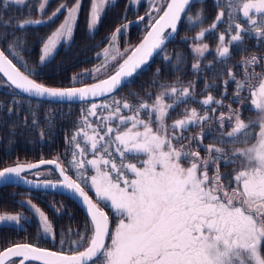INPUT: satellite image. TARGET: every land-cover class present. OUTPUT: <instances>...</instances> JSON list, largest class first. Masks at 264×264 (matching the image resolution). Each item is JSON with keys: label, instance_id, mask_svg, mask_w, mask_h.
Here are the masks:
<instances>
[{"label": "snow or ice", "instance_id": "1", "mask_svg": "<svg viewBox=\"0 0 264 264\" xmlns=\"http://www.w3.org/2000/svg\"><path fill=\"white\" fill-rule=\"evenodd\" d=\"M109 2L91 0L88 22L90 32L99 24ZM199 2L203 3V0ZM214 2L219 7L221 0ZM24 3L25 0H0V8ZM47 3L48 0H43L39 5L41 14ZM151 3L155 8V0H151ZM192 3L193 0H170L163 15L150 22L151 30L144 39L131 49L132 54L123 59L113 75L98 83L65 88L52 87L32 78L39 75V70L29 68L27 62L23 61L17 49L22 48L25 42L14 33L7 47L0 48V72L7 77L11 86L29 97L49 98L56 102H84L90 97L114 94L125 82H131V78L148 64L154 53L164 50L166 42L177 33L182 18L186 17L192 27L203 23V9L195 17L187 14ZM224 5L220 7L212 24L208 28H201L192 38L197 43L191 46V51L199 58H203L209 51V45L202 41L206 34L214 32L218 23L223 21L225 8L228 15L226 31L229 35L226 41L225 33H219L215 53L220 61L227 62L231 56L230 48L242 45L245 34H254L258 42L264 39V0H224ZM80 9L81 0H75L71 7L62 3L47 20L26 19L15 25L23 30L29 25L51 23L62 11L67 12L64 21L43 41L38 58L40 65H46L58 46L72 38ZM155 10L160 11L159 8ZM237 13L246 19L248 27L233 23ZM143 19L140 17L139 21ZM0 24L5 28L12 26L10 21L2 19V13ZM128 27L125 24L115 29L109 38V47L103 49L106 62L94 69V72L99 73L106 68L109 57L115 61L129 51L125 49L121 53L116 46L118 35ZM233 29L235 34H232ZM7 35L6 32L0 33V42L5 41ZM10 55L20 61L26 71H21L9 58ZM163 59L171 63L169 56L165 55ZM261 59L264 57L252 56L241 61L245 69L242 80L236 79L230 69L228 71L229 80L236 84L234 102H242V92L250 93V103L258 112L256 120L245 122L240 111L233 110L231 105L226 106L229 109L227 115L221 112L216 116L217 108L211 106L215 104L224 107L223 100L209 94L203 100L195 101L193 83L181 87L176 86L179 81L171 85L159 84L162 91L152 103L147 100H141L137 105L127 100L123 103L113 100L112 104L91 103L88 115L82 118L83 125L91 130V134L81 127L72 136L78 151H73L69 164L75 170L76 179L67 175L57 160H41L39 164L26 165L17 163L0 170V183L22 181L32 185L34 182L25 179L23 173L39 169L40 165H56L63 179L56 183L44 181L43 187H63L78 194L87 206L92 223L90 238L81 235L79 240L71 242L80 248L87 240V247L82 251L66 255L62 251L53 252L32 243H15L0 251V264H16L15 258H19V264H264V73L255 72V66ZM182 62L183 57L177 54V71ZM192 67L194 72L200 71L199 60ZM207 67L211 68L212 65ZM249 68H252L251 72L247 71ZM159 72L157 69V75ZM254 79L258 83H250ZM72 80L76 82L77 77L73 76ZM229 80L225 81V85ZM209 87L214 85L206 83L205 89ZM146 95L151 98V93ZM166 99L172 103H166ZM190 100L200 103L204 114L201 115L196 108H186L182 118L167 124L170 112ZM97 109L106 111L107 115L98 116ZM122 110H127L129 114L124 115ZM8 111L11 113L12 109ZM90 116L97 117L95 125L90 122ZM209 121H215L220 126L217 144H241L243 147L226 151L217 144L204 145L203 139L210 133L203 131V128ZM225 121L231 127L226 133L223 131ZM190 127H200L202 131L195 136H185L184 133ZM257 127L259 131H254ZM81 136L85 145H90L87 150L77 142ZM185 140L189 142L188 145L181 143ZM193 142L204 148L207 156L202 157L199 150H186ZM89 154L92 159L86 158ZM77 156L81 158L77 159ZM141 156L146 159H140ZM129 157L135 158L136 163L126 162ZM221 161L225 166L238 165L239 170H234L229 178L220 172ZM88 166L94 172L91 176L87 174ZM210 167H214L211 176ZM82 184L90 186L98 201L105 202L118 218L111 232L108 214L93 201ZM35 185L41 186L38 181ZM23 203H27L38 214L39 230L44 238L54 242L53 226L46 214L31 201ZM21 219L27 221L28 218L22 213L0 215V222H14V226L24 230L19 223ZM106 238H110L109 244L105 243ZM60 243L63 245L65 241L61 239Z\"/></svg>", "mask_w": 264, "mask_h": 264}, {"label": "trees", "instance_id": "2", "mask_svg": "<svg viewBox=\"0 0 264 264\" xmlns=\"http://www.w3.org/2000/svg\"><path fill=\"white\" fill-rule=\"evenodd\" d=\"M206 17V16H205ZM228 26V18H225V21L221 24L218 23L217 28L211 34H206L205 38L211 40H217L219 33H225L226 41L228 39V33L226 31ZM246 36V34H245ZM166 49L162 52V55H167L169 52ZM174 51L173 54L177 55L180 54L183 57V62L178 66L179 70H176V56L174 60H171V63L166 61L168 64L167 66H163L160 70H164L165 73L159 72L157 75L156 70H154V66L162 64H166L162 60L155 61L152 60L149 62L148 65L144 66V68L133 78H131V82H125L121 87H119L114 94H109L107 96L87 100L84 102H56L47 99L29 97L25 94L18 92L12 86L5 84L6 86L11 88V97L10 103L8 104V100L5 98L3 92H0V168L13 163L17 160H26L25 157H39L43 156L45 158H49L50 156H56V159L62 162V165L65 170L71 175L76 177L74 168L69 164V161L73 158V151H78L75 149V143L72 141V136L81 128L84 127L85 131H88L91 134V130L85 127L82 123V118L88 115V110L91 107V103H108L112 104L113 100H118L123 103L124 100H127L132 105H137L141 100H147L149 103L154 101V96L151 94V102L149 101V96L144 95V90H150L149 87L156 90V92L162 91L159 85L154 86L153 81H157L156 84H173L177 81L179 83L176 84L177 87H181V80L187 74V68L189 65V59L186 57L188 54L187 52L189 49L185 50L181 44L173 45ZM237 48V52L241 51L243 53L245 49L244 43ZM95 47H82L80 51H76V47L74 50H71L72 53L75 54L74 60H67V56L72 54L70 49H65L62 51V55L58 57L54 61L48 62L46 65H39L41 66L38 68L42 72L41 75L33 76L36 79H43L42 75H49V74H58V78L55 80V83H50L53 85L59 86H66L71 85V75L72 72L75 71L72 69L76 65H80L85 60H79L82 56L85 55L86 51H94ZM69 52V53H68ZM68 54V55H67ZM159 60V59H158ZM229 60L227 62H222L218 58L215 60H211V62H206L203 66H201V70L206 72L207 76L210 80H213V83H208L209 85H214L213 90L207 88L205 91H211L214 93V98L218 100H223V103L227 102L225 96V91H221V88L226 90L225 81L229 80L228 78V68H229ZM31 64V63H29ZM153 64H155L153 66ZM212 65L211 68L207 67L208 65ZM17 65L21 68L22 71H26L25 68L22 67L21 63H17ZM37 65V63H36ZM202 65V64H201ZM29 68H37L30 66ZM235 70H238L239 67L236 65ZM27 73V72H26ZM0 78L4 80V78L0 75ZM177 81L174 82L175 79ZM225 80V81H224ZM224 81V82H222ZM191 83V82H190ZM3 85V89L4 86ZM1 88V89H2ZM125 89V90H124ZM135 93L136 95H133ZM149 93V91L147 92ZM199 93V92H198ZM202 93V92H201ZM227 93V92H226ZM15 94V95H13ZM207 96V95H206ZM204 96H195V101L203 100ZM4 99V100H3ZM244 100V98L242 99ZM13 101H18V103H13ZM226 101V102H225ZM166 103H172L170 99H166ZM185 103H181L182 105ZM242 110L245 109V105L242 101ZM213 104L211 107L216 108L217 106ZM11 106V107H10ZM184 107V106H183ZM183 107H177V112H179V116L176 119H180V111H184ZM12 108V112L9 113L8 109ZM196 108L201 115L204 114L203 106L198 102L189 101L187 105V109ZM124 115H128L127 110H122ZM211 115V113H209ZM97 115H107V112H102L101 109H97ZM216 115V113H215ZM141 116L147 119V116L144 113H141ZM175 119V120H176ZM90 122L95 125L97 123V117L90 116ZM35 121V123H34ZM210 125V127H209ZM208 131H211L209 135V143L216 142V137L219 136L216 134V130H220V127L214 123V121L207 122ZM201 129L200 127H190L188 133H192L190 136L196 135V130ZM255 131V130H254ZM43 133V135H41ZM212 138V139H211ZM42 141V142H41ZM77 142L80 143L82 148L86 150L90 148V145H85L83 137H78ZM208 143V142H207ZM192 144L196 145L195 142ZM220 147H223L226 151L236 147H243L241 144H217ZM58 153V154H55ZM81 157L77 156V159ZM87 159H92V155L89 154ZM142 158V156L140 157ZM146 159V158H145ZM119 163V160H117ZM126 162L136 163V159L133 157H129ZM139 166V165H138ZM46 167V166H45ZM88 171V176L93 175L94 172L90 170ZM229 174V172H228ZM23 191H28L24 190ZM7 192V195H4ZM36 192L35 195L30 193L32 200L34 202H41L40 201V194L41 192ZM46 193V192H44ZM50 194V193H48ZM18 192L17 188L12 187H3L0 188V209H11L14 210L18 203ZM63 197L62 194H59ZM17 197V198H16ZM79 210V209H78ZM29 217L31 219L26 223V227L24 230H20L18 227L15 226H8L2 225L0 226V249L3 247L10 245L12 243L21 242V241H30L32 243L39 242V228L38 223L34 217V215L30 212V210H26ZM78 215V214H77ZM69 219V217H68ZM79 222H82L81 232H74L72 227L75 225L71 220H68L69 223H66L65 220L60 219L59 226L56 224V231L63 238L64 235L69 234L71 236V242L77 241L80 239V236H86L87 229V221H85V217L80 210V216L77 218ZM82 219V220H81ZM58 220V219H57ZM59 222V220H58ZM71 229V231H69ZM79 233L80 235H77ZM64 243L61 245L64 248H68L70 250H77L79 248L72 243ZM84 244V243H83Z\"/></svg>", "mask_w": 264, "mask_h": 264}, {"label": "flooded vegetation", "instance_id": "3", "mask_svg": "<svg viewBox=\"0 0 264 264\" xmlns=\"http://www.w3.org/2000/svg\"><path fill=\"white\" fill-rule=\"evenodd\" d=\"M206 1L209 2L210 0H203V2H206ZM212 1L214 4V7H209L208 6L209 4H207V2H206V3H204V6L202 8H200V5L202 3L199 2V0H193L192 4L196 3V6L194 7V10L193 9L189 10V11L192 10V14L187 13L188 15L195 17L196 14L200 11V9H203V16L205 18L203 23L205 22V24L203 25V23H202V25H203L202 28H208L212 24V22L215 20V17L217 15L218 11L220 10V7L225 6L224 1H222L220 3L219 7L216 5L214 0H212ZM42 2H43V0H25V3L22 5L9 4V6L7 8H0V13H2V19L4 21H10V23L12 25L11 27L5 28L2 24H0V33H4V32L8 33L6 40L0 42V48H6L7 47V43L13 39L12 34L14 33L16 37L22 38L25 42L23 47L18 48L17 51L20 53V56L23 57V61H26V62L31 63V64H34V63L38 64V58H39V55L41 54V47H42L43 41L46 39V37L48 35H50L64 21L65 17L67 16V12L62 11L60 14H58V16L55 18V20L51 23H45V24H40V25H29V26H26V28L23 30L15 27V25L19 22L26 20V19H33V20L44 19V20H47V17L50 16L52 14V12L55 11L56 8L59 7L62 3H66L68 5V7H71L75 3V0H48L46 9L43 12V14H41V12L39 11V5ZM191 5H190V8H191ZM165 6H166V4H165ZM165 6L163 7V9L165 8ZM160 7H161V4L158 2V0H155V8L160 9ZM90 8H91V0H81V9H80L79 13L77 14V19H76L74 26H73L72 38L67 42H62L58 46V48L56 49V51H55L53 57L50 59V61H54L58 57H60L62 55V51L65 49L69 48L70 49L69 52L72 53L71 50H74L75 47L77 49L76 51H80V49L82 47H89L90 48V46L95 47V49H94L95 53L100 54L99 56L97 55L96 60L104 59L105 56L103 55V49L109 47V45H110V39L109 38L114 33V31L117 27H119L121 25H125V24H128L129 27L124 29V31L120 35H118L117 41H116V46L118 47L119 51L122 52V49H123L122 47H123L124 43L126 42V43H128L126 47H130V48H128V50L130 51L133 47H135L140 42V40L142 39L144 34L149 29L150 22H154L155 19L157 18L156 15L158 14V12L152 6L151 0H110L109 4L106 6V8L102 14V17L100 19L99 24L97 25V27L93 31L90 32L89 28H88ZM212 11H214L215 17H213L211 19ZM140 17H144V19L142 21H139ZM225 18H228L226 8H225V17L223 18V21L220 22L219 24L223 23L225 21ZM137 21H139V22H137ZM233 23H240V24L244 25V27H248L247 21L245 18H243L241 13L236 14V18L234 19ZM200 26H201V24H198L195 27H192L188 24L186 17L182 18V21L178 25L177 33L174 34V37L172 39H170L168 42H166V44H168L167 46H169V44H171L170 48L167 49V51L169 52V54H167V56L170 55L171 60H174V57L176 56L173 54V51L175 49V48H173V45L181 44L185 50L189 49L188 46L186 45V42L188 41V39L187 40L181 39L182 37L180 38V35H182V34L187 35V36L192 35V38H193L200 31V29H199V31L196 30ZM166 31H169V30H166ZM181 32H182V34H181ZM232 34H235V29H233ZM176 36H178V37H176ZM244 45H245V49H244L242 54H244L246 56V59H249L252 56L261 57L260 53L264 52V39H262L258 42L257 39L255 38L254 34L252 36H249L248 34H246L245 39H244ZM165 49H166V47H164V50ZM236 50H237V48H235V46H232L230 48L231 56L229 58L230 60H229V68H228V71L230 69L235 74V76H236V73H239L241 71L240 68L242 67V64L239 63L238 60L236 61V59L238 57L237 53H241V51L237 52ZM94 51H90V50L86 51L85 55L82 56L79 60L82 59V60H85L88 62L93 61L94 60V54H95V53H93ZM163 51L156 53L153 56V58L151 59V61L152 60H157V61L162 60L163 57L165 56L164 54L162 55ZM6 54H8V53L6 52ZM233 55H235V56L233 57ZM75 57H77V56H75V54L72 53V54L68 55L66 58H67V60L71 61V60H74ZM186 57L190 58V53ZM9 58L12 59L16 65H17V63H21L20 61H18L16 58L12 57L11 55L9 56ZM260 63H261V60H260ZM236 65L239 67L238 70H235V68H234ZM260 66H261V64H260ZM260 66H258V65L255 66L256 67V70H255L256 73L261 72V69L259 68ZM70 78L72 79V75ZM222 82H224V81H222ZM66 86H68V85H66ZM232 87H236V84L234 83L231 86V89H232ZM228 89L231 90L229 88V86H228ZM4 91H5V93H7V96L5 98L9 101L10 100L9 95L11 93V88L10 87H7V88L4 87ZM221 91L223 92V91H225V89L221 88ZM234 92H235V90L232 89V93H234ZM246 96H247V94H246ZM233 97H234L233 94L229 96V98H233ZM223 104L225 106L224 107H218L217 106L216 107L217 110L221 109V108H226L227 104L226 103H223ZM187 105H188V103H185V104H183L184 107L183 106L182 107L184 109H186ZM245 108L246 109L248 108L251 111V113L253 111H255L250 102L245 104ZM182 112H184V111H182ZM223 113H225L226 115L228 114V112H223ZM241 118L245 120L248 117L241 115ZM249 120H252V119L248 118L247 121H249ZM247 121H245V122H247ZM214 123L217 125V127L219 126L215 121H214ZM227 129H231V127H230L228 121H225V125L223 128L224 131L226 130L225 133L228 132ZM255 131H258V127L255 128ZM187 134H188V131H186L184 133V135H187ZM142 158L145 159L144 156H142ZM220 164H224V163L221 161ZM25 174L28 176L27 173H25ZM34 176H35V174H33L32 177H34ZM71 176L74 178L73 175H71ZM89 176H91V175H89ZM39 178L44 179V177L43 178L39 177ZM45 179H50V177L48 178V176H47ZM74 179H76V177ZM81 186L84 187V190L88 193V195L90 197H92V199L95 202L98 203V206L108 214L109 224H110L109 225L110 232L112 230H114L117 223H118V218L116 217L114 212L110 209V207L106 206L105 202H99L98 201L97 197L95 196L94 190H92L90 188V186H85L83 184ZM3 187L17 188V192H18L17 196H18V203L19 204L16 206V208L14 210H17L19 208H22L25 211L28 210L25 203L22 204V199H24L26 201L27 196H29V194L31 193V192H29V190L35 191L34 189L27 188L25 186L17 185V184H6V185L0 186V188H3ZM23 189L28 190V191L24 192ZM36 191L41 192V193H38V194H40V201L41 202L40 203L35 202V203L38 206H40L42 211L46 214L49 221L51 222V224L53 226V230H54L55 241L53 242V240L50 238H44V234L42 232H40V230H39V242L32 243L30 241L25 240V241L16 242V243H32V244L36 245L37 247L45 248V249H48L51 251H55V252H61L62 251V252H64V254H72V253H74V251H79V250L83 249V247L85 245H83L82 248L80 247L77 250H70L68 248L62 247L61 243H60L61 239H63L65 241V243H70L71 242V236H69V234H67V235H64L63 238H60L61 236L56 231V224L59 226L60 219H62V220H65L66 223H69L68 220H71L73 223L75 222L74 223L75 225L72 227V230L75 233L81 232L82 231L81 230L82 222H79L77 219L80 216V210H81V212L83 213V216L86 219L85 221H87L86 223L88 226L87 227L88 232H89V225H90V232L92 233L91 219H90L89 215L87 214V212L83 209V207L80 204H78L74 199H72L70 196H68L66 194H62V193L57 192V191H49V190H36ZM44 192H46V193H44ZM48 193H50V194H48ZM59 194H62L63 197L60 198ZM4 195H7V192ZM33 195H35V194H33ZM60 202L63 204V206L65 208V209H63L62 212H60L59 209L55 206V205L60 206ZM4 210H7V209H4ZM14 210L8 209V211H14ZM30 212L34 215V217L38 223V219H37V216L35 215V213H33L32 211H30ZM68 217H69V219H68ZM29 219H31V217H29ZM57 219L59 220V222ZM25 227H23V229ZM38 228H39V223H38ZM88 232H86V236H88ZM85 242H86V240H85ZM12 244H15V243H12ZM12 244H10V245H12ZM106 244H109V243L106 242ZM10 245H7V246H10ZM7 246H5V247H7ZM5 247H3L2 249H4ZM2 249H0V251ZM15 259L17 261L19 258H15ZM26 264H28V262H26ZM34 264H40V262H34Z\"/></svg>", "mask_w": 264, "mask_h": 264}, {"label": "rangeland", "instance_id": "4", "mask_svg": "<svg viewBox=\"0 0 264 264\" xmlns=\"http://www.w3.org/2000/svg\"><path fill=\"white\" fill-rule=\"evenodd\" d=\"M167 1V2H166ZM168 1L169 0H158V2L161 4V7H160V11L158 12V14L156 15V17L158 18L160 15H161V13L163 12L162 10H164L163 9V7L165 6V4H167L168 3ZM222 1H224V0H221V2ZM207 2V4H209L208 6L209 7H214V4H213V1L212 0H210L209 2L208 1H206ZM206 2H203L201 5H200V8H202L203 6H204V3H206ZM196 6V3L195 4H192L191 5V8L190 9H193L194 10V7ZM201 10V9H200ZM189 14H192V10L191 11H189L188 12ZM195 14V13H194ZM215 15V13H214V11H212V13H211V19L213 18V17H215L214 16ZM156 18V19H157ZM205 24V22L203 23V25ZM203 25H202V23H201V26L199 27V28H197L196 30L197 31H199V29H201L202 27H203ZM194 32V31H193ZM181 34H182V32H181ZM176 37H178V36H176ZM182 37V38H181ZM185 37H187L188 38V41L186 42V45L188 46V48H189V51L187 52V54H189L190 53V58H188L189 59V65H188V68H187V74H186V76L185 77H183V80H181V84H180V86H188L189 85V83L191 82V83H193L194 85H195V91H194V96H197V97H199V96H208L209 94L210 95H212L213 97H214V93H212L211 91H205V84L207 83H213L214 81L213 80H210L209 79V77L207 76V74H206V72H203V70H200V71H198V72H194L193 71V67H192V65L194 64V63H197V61L199 60V63H200V68H201V66H203L206 62H211V60H215L216 58H217V56H216V53H215V49H216V47H217V44H218V41L217 40H211V39H208V38H205V39H203V43H207L208 45H209V51L208 52H206L205 53V56L203 57V58H199V57H197L192 51H191V46L192 45H194L195 43H197L196 41H194L193 39H192V35H189V36H187V35H180V38L181 39H184ZM127 44L128 43H124V45H123V49H122V52L121 53H124V51H125V49H128V48H130V47H126L127 46ZM168 44H166L165 45V47H169L171 44H169V46H167ZM134 48V47H133ZM132 48V49H133ZM131 51V50H130ZM129 51V52H130ZM128 52V53H129ZM93 53H95V51L93 52ZM127 53V54H128ZM126 54V55H127ZM238 54V57H237V59H236V61L238 60V62L239 63H241V61H243V60H246V56L244 55V54H242V53H237ZM261 54V57H264V52H261L260 53ZM97 55H98V53H95L94 54V60L93 61H91V62H88V61H83L80 65H76L74 68H72L74 71H75V73H73L72 72V77L73 76H76L77 77V81L76 82H73V80L72 79H70L71 80V85L69 86H59V85H53V84H50V83H55V80L58 78L57 76H58V74H57V76H56V74H49V75H42L41 77H43V79H37L38 81H40V82H44V83H46L47 85H49V86H54V87H75V86H83V85H86V84H88V83H91V82H94V81H97V80H99V79H103V78H105V77H107V76H109L112 72H114L117 68H118V66H119V64L121 63V61L126 57V55L123 57H121V58H119V59H117V60H115V61H112L111 60V58L109 57L108 58V61H107V64H108V66L106 67V68H104V69H102L99 73H96V72H94L93 70L94 69H96L97 67H99L100 65H102V64H105V62H106V58H104V59H100V60H96L97 59ZM169 57H171L170 55H168ZM235 55H233V57H234ZM232 57V58H233ZM155 61H157V60H155ZM160 61V60H159ZM162 61L163 62H165L166 63V61L164 60V59H162ZM22 64V63H21ZM148 64H149V62H148ZM147 64V65H148ZM202 64V65H201ZM260 64H261V66H260ZM260 64H258V66H260L259 68L261 69V72L260 73H264V59H261V63ZM27 65H28V67H30V66H32V67H37V68H40L41 66H39L40 64L38 63L37 65H36V63H34V64H29L28 62H27ZM155 64H153V66H154ZM168 64L166 63V64H162L160 67H159V65H158V67H157V65H155L154 66V70H157V69H159L160 70V68L161 67H163V66H167ZM241 71L239 72V73H236V79H238V80H242V79H244V72H245V69H244V67L242 66L241 68ZM255 70H256V67H255ZM247 71H249V72H251L252 71V68H249V69H247ZM160 72L161 73H165V71L164 70H160ZM41 71H40V69H39V75H41ZM83 73H87L88 75H82ZM229 78V77H228ZM34 79H36V78H34ZM178 80V78L177 79H175L174 80V82L175 81H177ZM225 81V80H224ZM250 83H252V84H256V83H258V81L257 80H252V81H250ZM5 84H7V85H9V83L8 82H6V81H3V79H1L0 78V92H3L4 93V95H5V97L7 96V93H5V91H4V89L2 88L3 87V85H5ZM234 84V82H232V81H229L228 83H227V87H226V95L227 96H225V98L227 99V102H226V104L227 105H231V108L233 109V110H239L240 111V113H241V115H244V116H247L248 118H250V119H252V120H256L257 119V117H258V112L257 111H253L252 113H251V111L247 108H245L244 110H242V102L241 103H237V102H234V98H229V96L230 95H234L235 94V92L234 93H232V89H234L235 91H236V87H232V89H231V86ZM157 85H159V84H154V86H157ZM228 86H229V88L231 89V90H229L228 89ZM5 88H7L8 86H4ZM2 88V89H1ZM213 88L214 87H211L210 89L211 90H213ZM149 89L150 90H144L143 91V94L144 95H146V93L149 91V93H151L153 96H154V94H155V96L159 93V92H156V90L155 89H153V88H151V87H149ZM125 90V89H124ZM207 90V89H206ZM199 92V93H198ZM202 92V93H201ZM246 94H247V96H246ZM11 95H12V93H10V97H11ZM13 95H15V94H13ZM246 96V97H245ZM241 97H242V99L244 98V100H242L243 101V103H244V105L246 104V103H249L250 101L249 100H251V97H250V93H248L247 91H244V92H242L241 93ZM149 98V97H148ZM216 98V97H215ZM154 99H155V97H154ZM4 100V99H3ZM149 101L151 102V98H149ZM153 102V101H152ZM151 102V103H152ZM10 103V100L8 101V104ZM11 107V106H10ZM177 107H182V105H178ZM176 107V108H177ZM12 109V108H11ZM221 112H229V109H228V107H226V108H221V109H218L217 111H216V116L218 115H220V113ZM184 114V112H182V111H180V118H182V115ZM179 116V112H177V109H175L174 111H171L170 112V116H169V118L167 119V121H166V123L167 124H171L177 117ZM248 118H246L245 119V121H247L248 120ZM205 125H207V123L205 124ZM155 126V125H154ZM231 129H227V131H230ZM202 131V129H198V130H196V134L197 133H199V132H201ZM203 131H205V132H208V133H212L211 131H208L207 130V127L206 128H203ZM217 132H216V134L217 135H219L220 134V130H216ZM224 131V130H223ZM226 131V130H225ZM224 131V132H225ZM258 131H259V129H258ZM192 133H188L187 135H185V136H190ZM209 135L210 134H208V135H206L205 137H204V139H203V143H204V145H208V144H217L216 142H210L209 143ZM212 139V138H211ZM42 142V141H41ZM208 142V143H207ZM254 142V141H253ZM175 143V142H174ZM181 143H183L184 145H188L189 144V142L187 141V140H185V141H182ZM218 146V145H217ZM177 147H179V145H177ZM220 147V146H219ZM236 146H233V148H235ZM186 150H189V151H191V150H199L200 151V154H201V156L202 157H205V156H207V153L205 152V150H204V148H202V147H199L197 144L196 145H194V144H191L190 146H188V148L186 149ZM203 153V154H202ZM55 154H58V153H55ZM146 158V157H145ZM25 159L26 160H17V161H14L13 163H17V162H23V163H32V162H36V161H39V160H44V159H48V158H45V157H43V156H37V157H34V156H31V157H25ZM49 159H51V160H57V161H59L58 159H56V156L54 155V157H52V156H50L49 157ZM61 164H62V162L61 161H59ZM13 163H10V164H13ZM182 163H183V161H182ZM9 165V164H8ZM6 166V165H5ZM4 166V167H5ZM63 166V165H62ZM185 166H187V164H185ZM219 169H220V172L222 173V174H227L228 176H229V178H231V176L233 175V173H234V170L235 171H238L239 170V166L238 165H228V166H225L224 164H219ZM67 171V170H66ZM37 172H39V175H38V178L39 177H44V179L43 180H58V179H60V176L58 175V173L55 171V169L50 165V166H43V167H40L39 169H36V170H33V171H29V173H27L28 174V176L29 177H32L33 176V174H37ZM228 172H229V174H228ZM213 173H214V167H210L209 168V176H211V175H213ZM48 176V178L50 177V179H45L46 177ZM35 177V176H34ZM227 181H225V183H226ZM36 191V190H35ZM29 192H31V193H33V194H35L36 192H34V191H31V190H29ZM32 196L31 195H29V196H27V199H26V201L24 200V199H22V202H27V201H31V203L33 204V205H35L36 207H38L39 209H41L40 208V206H38L33 200H32V198H31ZM60 198H62V196L60 195ZM25 205H26V207H27V209L28 210H30V211H32L33 213H35V211L33 210V209H31L29 206H28V204L27 203H25ZM58 209H59V211L60 212H62L63 211V209H65L64 208V206H63V204L60 202V206L59 205H55ZM42 210V209H41ZM18 213H22L23 214V216L24 217H27L28 219H27V221H29L30 219H29V215H28V213L24 210V209H22V208H19V209H17V210H14V211H8V210H2V209H0V215H15V214H18ZM35 215L37 216V219H38V221H39V216H38V214L37 213H35ZM27 221L26 220H24V219H21V221L19 222L20 223V225H22L23 227H25L26 226V223H27ZM2 225H8V226H14V222H9V223H7V224H5V223H2V222H0V226H2ZM110 225V224H109ZM16 227V226H15ZM91 235H92V233L90 232V225H89V232H88V236H87V238L89 237H91ZM110 243V238H106V240H105V243ZM83 245H85L84 247H83V249L85 248V247H87V240H86V242H84V244ZM81 247V248H82ZM83 249H81V250H83ZM81 250H79V251H81Z\"/></svg>", "mask_w": 264, "mask_h": 264}, {"label": "water", "instance_id": "5", "mask_svg": "<svg viewBox=\"0 0 264 264\" xmlns=\"http://www.w3.org/2000/svg\"><path fill=\"white\" fill-rule=\"evenodd\" d=\"M168 2H170V0L168 1ZM166 6H167V4H166ZM166 6H165V8L164 9H166ZM161 15H163V12L161 13ZM159 18V17H158ZM151 30V28H149L148 29V31H150ZM147 31V32H148ZM170 31V30H169ZM147 32H146V34L144 35V37L147 35ZM144 37L141 39V41L144 39ZM140 41V42H141ZM139 42V43H140ZM138 43V44H139ZM137 44V45H138ZM136 45V46H137ZM135 46V47H136ZM134 47V48H135ZM133 48V49H134ZM132 53H131V51L126 55V57L124 58V59H126L127 58V56L128 55H131ZM155 54V53H154ZM152 58V57H151ZM151 58L149 59V61L151 60ZM123 62V60L121 61V63ZM19 68V67H18ZM118 68H119V66H118ZM118 68L114 71V72H112L109 76H111V75H113L117 70H118ZM22 71V70H21ZM1 74H2V76L7 80V77L6 76H4V74L2 73V72H0ZM109 76H107V77H105V78H103V79H99V80H97V81H94V82H91V83H88V84H93V83H98L99 81H101V80H104V79H107ZM33 78V77H32ZM10 83V82H9ZM87 85V84H86ZM84 86V85H83ZM83 86H75V87H77V88H79V87H83ZM14 87V86H13ZM52 87H54V86H52ZM15 88V87H14ZM66 88V87H65ZM18 90V89H17ZM18 91H20V90H18ZM21 92V91H20ZM23 93V92H22ZM96 98H100V97H90L88 100H90V99H96ZM43 99H49V98H43ZM50 100V99H49ZM55 101V100H54ZM73 101H79V100H73ZM67 102V101H66ZM45 161H47V160H51V159H44ZM41 160H39V161H36V162H32V163H23V162H17V163H20V164H39V162H40ZM58 162V161H57ZM17 163H13V164H10V165H7V166H5V167H9V166H13V165H15V164H17ZM58 164H60L59 162H58ZM48 164H45V165H40L39 166V168L40 167H43V166H47ZM61 165V164H60ZM54 169H55V171L58 173V175L60 176V179H58V180H43V179H39L38 178V175L36 174L35 175V177H29V176H26L25 175V173H23L22 175L25 177V179H27V180H31V181H33L34 183L32 184V185H29V184H25V183H23L22 181L20 182V183H0V186H2V185H6V184H17V185H22V186H25V187H29V188H32V189H40V190H49V191H57V192H60V193H63V194H66V195H68V196H70L72 199H74L78 204H80L82 207H83V209L87 212V206L83 203V200H82V197H79L78 196V194H74L71 190H66V189H64L63 187H57V188H52V187H47V188H45V187H43V182L44 181H51V182H53V183H56V182H59V181H61L62 179H63V177L60 175V171H59V169L56 167V165H51ZM62 166V165H61ZM4 167V168H5ZM3 169V168H2ZM2 169H0V170H2ZM33 170H36V169H33ZM33 170H31V171H33ZM68 175V174H67ZM40 182V184H41V186L40 187H37L36 185H35V182ZM87 214H88V212H87ZM89 215V214H88ZM89 217H90V215H89ZM90 219H91V217H90ZM13 245V244H12ZM11 246V245H10ZM7 247H9V246H7ZM7 247H5V248H7ZM4 248V249H5ZM3 250V249H2ZM1 250V251H2ZM51 251V250H50ZM82 251V250H81ZM53 252H55V251H53ZM73 254V253H72ZM72 254H66V255H72ZM16 264H19V259H18V261H17V263Z\"/></svg>", "mask_w": 264, "mask_h": 264}]
</instances>
